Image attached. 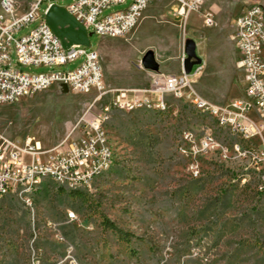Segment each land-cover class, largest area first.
I'll return each instance as SVG.
<instances>
[{"label":"rangeland","instance_id":"obj_1","mask_svg":"<svg viewBox=\"0 0 264 264\" xmlns=\"http://www.w3.org/2000/svg\"><path fill=\"white\" fill-rule=\"evenodd\" d=\"M251 3L264 6V0H204L203 7L213 5L217 11L208 27L199 12L179 22L170 12V0H150L125 36L92 33L89 49L97 51L108 87L138 85L146 80L136 66L141 61L153 62L166 73L179 72L184 40L192 38L204 63L193 81L195 89L225 103L242 89L239 72L232 67L231 23ZM45 5H40V13ZM36 24L15 36L27 34ZM81 60L51 68L72 69ZM20 68L35 73L51 69ZM93 98V93L53 84L0 104V131L19 141L32 136L50 147L71 132L77 135L80 128L74 127L80 118L99 113L110 94L89 109ZM165 100L163 110L111 112L104 126L114 161L91 188L81 190L85 200L48 179L26 203L12 194L0 197V264H264V200L241 188L240 181H231L237 169L238 178H253V170L238 168L236 159L220 163L212 155L194 157L178 144L179 132H194L197 124H205L204 132L215 134L223 144L240 139L223 121L199 113L187 102L172 95ZM251 142L255 144L253 138ZM186 156L203 163L199 178L186 173ZM69 212L75 213L72 220ZM103 217L130 232V239L121 240L103 227Z\"/></svg>","mask_w":264,"mask_h":264},{"label":"built area","instance_id":"obj_2","mask_svg":"<svg viewBox=\"0 0 264 264\" xmlns=\"http://www.w3.org/2000/svg\"><path fill=\"white\" fill-rule=\"evenodd\" d=\"M45 7L40 13V5ZM150 0H74L64 9L79 22L87 32L100 36H125L137 23ZM173 17L185 20L190 12H199L205 26L214 23L216 8L203 7L204 0H170ZM57 0H0V104L32 95L53 84H63L77 93H93L90 109L104 96L110 94L108 102L101 104L100 112L91 117L83 115L74 127L80 128L77 135L72 132L50 147H43L40 140L32 136L21 141L10 138L0 131V197L11 193L26 203L23 188L41 177L44 170H52L58 179L79 180L91 188L90 174L97 165L108 158L105 141H99V124L111 116L118 105L127 106V112L135 111V102L161 99L166 95L179 94L186 104L187 99L214 103V114L225 115L232 121V129L246 131L255 141V149L226 153L224 147L215 143L201 144L197 132H204L205 124H197L194 132H179V143L193 147V155L215 157L220 163L236 159L238 168L253 170V178H238V169L231 181H240L241 188H248L257 200H264V6L251 3L232 20L229 38L236 51L235 71L242 83L241 93L225 103H217L202 96L193 81L203 70L204 63L193 64L185 73L145 69L139 62L136 66L149 74L146 86L108 87L102 80V67L96 50L89 46L71 44L64 47L61 39L47 24L45 15ZM125 5L114 9L116 6ZM106 10L108 12L104 13ZM37 24L27 34L16 37L15 33L30 23ZM81 58L72 69L60 67ZM49 67L45 72H28L20 67ZM177 110H173L175 114ZM218 126L217 124H213ZM220 127V126H219ZM73 129V130H74ZM220 131L221 128H220ZM224 132V131H223ZM204 137L205 134H204ZM202 164L192 162L186 156V173L196 179L202 175ZM68 218H75L74 212Z\"/></svg>","mask_w":264,"mask_h":264},{"label":"bare ground","instance_id":"obj_3","mask_svg":"<svg viewBox=\"0 0 264 264\" xmlns=\"http://www.w3.org/2000/svg\"><path fill=\"white\" fill-rule=\"evenodd\" d=\"M260 88H264V80H260ZM173 97L180 99L179 94H172ZM186 102L190 104L191 107H193L196 111H198L201 114L207 115L208 117L221 120L223 121L227 126L229 133L233 136H238L239 140H233L231 144L227 145L221 143L219 140H217V136L210 132H203L199 136L197 135V139H201V144H208V141L213 142L216 144L217 147H224L225 145V151L226 153H229V149L232 153H234V146L237 147V151H244L245 145H247L248 149H255V144L251 142V136H248L246 134V131L240 130V129H232V121L225 118V115H215L214 114V103H206L203 104L198 101V99H187ZM167 105V102L164 98V101L161 99H151V100H143L141 102H135V110H147V111H155V110H163ZM118 110L120 111H126L127 112V106L125 105H118ZM109 118L104 119V123L99 124V141H105L106 144V154L108 158H114L112 147L109 143L107 131L105 129V123L108 121ZM185 132H193V131H185ZM204 134L206 137H204ZM236 138V137H235ZM221 139V138H220ZM186 147L188 146H181L180 150L183 152H186ZM189 152L193 154V147H188ZM197 155H194L196 157ZM113 159H106L103 162V165H97L95 168V171L90 174V181L91 186L97 177L103 175L104 173L108 172L113 164ZM44 179H48L51 182L55 183L56 185L70 191V190H83V189H89L90 187L85 186L82 182L79 180H70L67 181L65 179H58L57 176L54 174V171L52 170H44L41 174V177L37 179V182H33L23 188V195H27V198L32 197L34 193L37 191V189L42 184V181ZM11 193H4V196L9 195Z\"/></svg>","mask_w":264,"mask_h":264},{"label":"water","instance_id":"obj_4","mask_svg":"<svg viewBox=\"0 0 264 264\" xmlns=\"http://www.w3.org/2000/svg\"><path fill=\"white\" fill-rule=\"evenodd\" d=\"M45 20L56 36H58L64 47L71 44H81L89 46V36L91 32H87L85 28L77 22L62 6L51 5L48 9ZM195 41L192 38H185L184 53L182 67L185 73L191 70L193 64L201 63L202 59L196 54ZM145 69L158 70V66L153 62L141 61Z\"/></svg>","mask_w":264,"mask_h":264},{"label":"trees","instance_id":"obj_5","mask_svg":"<svg viewBox=\"0 0 264 264\" xmlns=\"http://www.w3.org/2000/svg\"><path fill=\"white\" fill-rule=\"evenodd\" d=\"M67 193L77 199L85 200L84 193L81 190H70V191H67ZM101 222H102L103 227L115 233L116 236L119 237V239L126 240V241L130 239L132 235L130 232L122 230L121 228L117 227L113 222H111L106 217H103Z\"/></svg>","mask_w":264,"mask_h":264},{"label":"crops","instance_id":"obj_6","mask_svg":"<svg viewBox=\"0 0 264 264\" xmlns=\"http://www.w3.org/2000/svg\"><path fill=\"white\" fill-rule=\"evenodd\" d=\"M238 14V13H237ZM236 14V15H237ZM235 15V16H236ZM234 16V17H235ZM174 19H177L176 21H181L178 17H173ZM235 50V49H234ZM235 59H236V51L234 52V59H233V63H232V67H233V71L235 70V67H234V62H235ZM143 72H144V74L146 75V80H145V82L144 83H142V84H138V85H127V86H116V87H131V86H146L147 85V83H148V77H149V74H148V72L146 71V70H143ZM178 73V72H177ZM106 84V83H105ZM238 96V95H237ZM236 97V96H235ZM206 98V97H205ZM234 98V97H233Z\"/></svg>","mask_w":264,"mask_h":264}]
</instances>
